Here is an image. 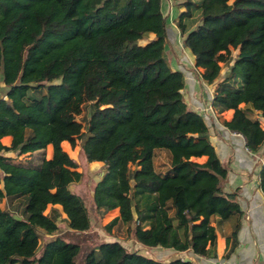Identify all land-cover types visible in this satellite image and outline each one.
Here are the masks:
<instances>
[{
    "label": "trees",
    "instance_id": "1",
    "mask_svg": "<svg viewBox=\"0 0 264 264\" xmlns=\"http://www.w3.org/2000/svg\"><path fill=\"white\" fill-rule=\"evenodd\" d=\"M162 1L0 0V82L5 87L0 199L22 204L20 211L0 206V264H76L80 244L59 233L43 243L39 254L36 249L38 228L53 233L59 227L54 204L61 206L69 229L90 228L83 198L69 187L82 172L61 144L74 145L81 135L86 160L103 162L93 188L94 207L119 208L104 225L108 232L120 219L144 245L216 256L212 217L242 214L235 193L221 186L227 167L209 139L206 121L180 92L183 72L173 69L165 55ZM175 1L182 9L174 23L194 64L202 67V79L211 83L222 65L228 66L216 82L212 105L218 111L233 109L223 123L257 151L264 127L250 112L264 118V0ZM194 7L201 18L192 26L187 19H194ZM232 48H238L235 55ZM95 58L121 85L112 86L101 68L89 65ZM80 91L93 107L85 131L64 109ZM105 116L115 123L100 122ZM5 135L11 136L9 144L2 142ZM48 144L52 155L37 161L15 162L7 154L32 153ZM160 148L169 150L165 170L153 163ZM201 155L204 161L194 159ZM259 186L264 193V160ZM239 226L238 218L227 236V243L232 238L228 253ZM82 264L193 263L182 257L159 259L109 239L89 249Z\"/></svg>",
    "mask_w": 264,
    "mask_h": 264
},
{
    "label": "crops",
    "instance_id": "2",
    "mask_svg": "<svg viewBox=\"0 0 264 264\" xmlns=\"http://www.w3.org/2000/svg\"><path fill=\"white\" fill-rule=\"evenodd\" d=\"M170 1L176 2L175 0ZM150 36H153V34ZM191 58V62L193 63V69L191 70L185 69L182 65H170L173 69H179L183 72L184 86L180 89V92L187 106L201 113L206 121L209 139L220 161L227 167V174L221 180V186L224 191L235 193V199L242 210V214L240 217L233 214L222 220H220L218 216L212 217L211 223L215 226L216 230V256L196 254L191 249L178 251L161 247V250L169 255L168 258H164V260L182 257L188 258L193 264H264V193L259 186V168L264 160V143L255 152L249 150L245 145L244 136L239 132L233 131L223 123L224 119H231L234 112L233 109L228 108L218 111V109L212 105L213 91L216 82L224 77V73L228 72H226L228 66L222 65L220 75L216 80L208 83L201 77L202 67L194 64L192 55ZM0 91H2L1 95H5L3 82H0ZM243 104L244 103H241L240 105ZM261 118L264 119L263 117ZM10 140V135L2 137V142L5 144H9ZM65 141L67 140H64V142ZM47 147L50 150V154L45 157H50L52 155V144H48L46 148ZM41 150L43 149H38L34 152H41ZM7 154L10 155L11 153L8 152ZM205 158V155L194 157V159L198 161H204ZM92 162L96 165H103V162L100 160H92ZM168 166L169 162L168 165L163 166L164 169L160 170H165ZM102 173L103 170L101 169L99 171V177ZM93 188L91 190V198L93 195ZM72 190L83 198L82 193L74 189ZM48 206L50 208L51 204ZM53 206L58 209V217L61 216L65 218V213L61 210V206L59 204H54ZM96 214L98 223L102 222L101 225L103 226L113 217L119 215V208L104 209L101 207L97 209ZM238 218L240 226L236 234V243L233 249L228 253V248L232 246V238H230L229 243H227V236L230 235L234 223ZM120 222L121 220L119 219L115 225H118ZM122 226L127 228L128 223L122 221ZM48 234L53 237L52 234ZM131 237V241L136 244L135 250L156 257L150 254L149 250L160 246L147 247L142 245V243L137 241L133 236ZM113 239L119 240L127 248L129 247V249H131V245L128 242L129 240Z\"/></svg>",
    "mask_w": 264,
    "mask_h": 264
},
{
    "label": "rangeland",
    "instance_id": "3",
    "mask_svg": "<svg viewBox=\"0 0 264 264\" xmlns=\"http://www.w3.org/2000/svg\"><path fill=\"white\" fill-rule=\"evenodd\" d=\"M193 1L199 2V0H193ZM177 3H178L177 1L171 2L170 0H163L162 10L166 14V26H167L166 28L167 41L165 43L164 52L170 64L175 66L182 65L185 69L191 70L193 69V63L191 62L192 54L185 46H183L182 35L174 23L177 13L180 11V9H182V7H180ZM193 11H194L193 13L194 19L188 18L187 20L189 23L194 22L192 26H195L200 21L201 10L199 7H194ZM145 41H147V39H140L141 43ZM26 42L27 41L25 40L23 43ZM237 52H238V48H232L233 55H235ZM89 65L101 68L104 71L106 78L111 82L112 86L121 85L112 77L111 74L107 72L104 64L98 58L93 59V61H91ZM224 65L226 64H223V66ZM227 71L228 70H226V72ZM225 75L226 73L223 74V76ZM238 84L239 82H237V85ZM1 94L2 91H0V95ZM64 109L71 111L74 114L75 118L82 123V131H85L87 129L86 127H87L88 118L91 114L93 107L91 106V101L86 100L83 97L81 91L75 97H73L67 102ZM250 115L253 117L258 116L261 125L264 127V119H262L261 116H259L256 111L252 110L250 112ZM99 121L102 123L113 125L116 120L108 116H105L101 118ZM81 136L76 139V143L74 145L67 140L62 143V147L76 161L77 163L76 168L82 172V176L80 180L76 182H72L70 184V187L71 189H74L82 193L83 200L87 206L90 215L91 225L90 228L85 232L73 231L68 228L65 218L60 216L58 217V223H59L58 229L55 232L50 233L53 236L56 233H59L62 237L69 240L77 241L80 244V250L75 258L76 264H82L85 253L92 247H95L101 240H109L113 238H118L121 240L126 239L127 241L129 240L128 242L131 245L130 247L131 249H134L136 247V244L131 241L132 237L129 233V230L124 226H122V221L118 225H113L109 232L106 231L104 225L103 226L101 225L102 222L98 223V217L96 214L97 209L94 207V203L92 202V198L90 195L95 181L99 178V171L102 169V166L98 164L96 165L92 161L86 160L85 155L79 145ZM168 152L169 150L167 148H160L156 150L153 163L157 169H164L163 166L168 165L169 162ZM10 153H11L10 155L12 156L15 162L26 163L28 161H37L43 156H48L50 154V150L48 149V147L47 148L45 147L43 148V150H41V152H32L25 154H17L15 152H10ZM132 166L133 165L131 164V167ZM17 202L18 201L16 200L13 203H10L5 197H3L0 199V206H2L3 208H8L10 210H14V208L17 207V210L20 211L22 204L21 202L19 203ZM49 209H50L49 206H47L45 212L49 211ZM38 234H39L40 243L36 249L37 254L41 252V247L43 243L47 239H50L52 237L48 233H46L42 228H38ZM161 249H162L161 247L151 248L149 250V253L153 254L154 256L160 259L168 258L169 255H167Z\"/></svg>",
    "mask_w": 264,
    "mask_h": 264
},
{
    "label": "water",
    "instance_id": "4",
    "mask_svg": "<svg viewBox=\"0 0 264 264\" xmlns=\"http://www.w3.org/2000/svg\"><path fill=\"white\" fill-rule=\"evenodd\" d=\"M12 216L15 218H20V215L16 214V213H12ZM184 260H189L188 258H183Z\"/></svg>",
    "mask_w": 264,
    "mask_h": 264
}]
</instances>
